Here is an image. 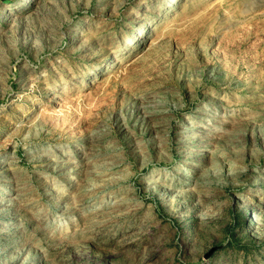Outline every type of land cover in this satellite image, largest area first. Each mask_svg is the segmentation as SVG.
<instances>
[{
	"label": "rangeland",
	"instance_id": "rangeland-1",
	"mask_svg": "<svg viewBox=\"0 0 264 264\" xmlns=\"http://www.w3.org/2000/svg\"><path fill=\"white\" fill-rule=\"evenodd\" d=\"M0 264H264V0H0Z\"/></svg>",
	"mask_w": 264,
	"mask_h": 264
},
{
	"label": "bare ground",
	"instance_id": "bare-ground-1",
	"mask_svg": "<svg viewBox=\"0 0 264 264\" xmlns=\"http://www.w3.org/2000/svg\"><path fill=\"white\" fill-rule=\"evenodd\" d=\"M17 6H18V4L16 3V9H17ZM15 9V8H14ZM19 9H20V7H19ZM19 184V183H18ZM16 185V184H15ZM11 190V189H10Z\"/></svg>",
	"mask_w": 264,
	"mask_h": 264
}]
</instances>
